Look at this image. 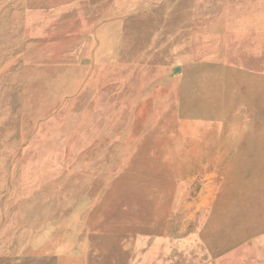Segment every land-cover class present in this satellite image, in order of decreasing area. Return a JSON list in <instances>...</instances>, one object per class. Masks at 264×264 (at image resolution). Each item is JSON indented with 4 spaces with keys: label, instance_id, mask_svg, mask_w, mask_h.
<instances>
[{
    "label": "rangeland",
    "instance_id": "374dc122",
    "mask_svg": "<svg viewBox=\"0 0 264 264\" xmlns=\"http://www.w3.org/2000/svg\"><path fill=\"white\" fill-rule=\"evenodd\" d=\"M58 256L264 264V0H0V264Z\"/></svg>",
    "mask_w": 264,
    "mask_h": 264
},
{
    "label": "crops",
    "instance_id": "0c3cea01",
    "mask_svg": "<svg viewBox=\"0 0 264 264\" xmlns=\"http://www.w3.org/2000/svg\"><path fill=\"white\" fill-rule=\"evenodd\" d=\"M46 223H47V222H46ZM56 259H57V261H55V264H60V262H61V261H60V257L58 256V257H56ZM67 260H68V257H67ZM70 260H71V263L74 262V260L72 259V257H70ZM141 261H142V262H140V264H141V263L145 264V262H146L143 258H141ZM63 262L66 263L64 260H63Z\"/></svg>",
    "mask_w": 264,
    "mask_h": 264
}]
</instances>
